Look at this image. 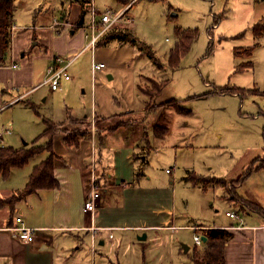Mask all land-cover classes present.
<instances>
[{"label": "rangeland", "instance_id": "1", "mask_svg": "<svg viewBox=\"0 0 264 264\" xmlns=\"http://www.w3.org/2000/svg\"><path fill=\"white\" fill-rule=\"evenodd\" d=\"M82 1L83 7L91 2ZM92 2L98 11L103 12L120 11L131 0ZM129 13L133 24L128 27L139 39L138 44L113 41L97 45L96 60L103 62L105 68L93 80L90 50L78 56L79 79L67 99L68 107H72V112L78 116L81 112L94 111L95 96L93 98L92 93L95 88V105L100 106L99 101L104 100L105 104L115 107L118 104L138 107L143 93L147 98V109L153 110L156 107L155 87L167 81L155 100L162 104V109L152 117L159 114L163 123L157 125L166 124L171 129L166 141L172 146L170 148L181 149L175 157L181 168L190 166L197 175L207 173L210 176L199 182L198 178L187 174L186 180L196 183L206 192L194 191L180 181L179 188L184 186L185 189L178 192V206L188 204V212L192 215L202 210L203 214L199 216L204 219L196 216L193 220L206 224H231L235 220L226 217L229 208L241 218L257 213L263 222L264 169L258 166L264 157V32L257 38L253 27L261 24L259 28L263 29L264 0H137ZM188 29H196L194 42L180 59L179 66L169 69L166 58L176 42L175 32ZM139 43L151 47V53L159 60L158 69L139 50ZM249 48L251 52L247 54ZM221 88L242 92H225ZM252 90L258 92L253 93ZM172 99L179 100L180 106L191 110L192 116L178 113L173 106H168L166 102ZM24 100L12 106L7 103L8 108L0 113V129L11 124V134L3 139L5 147L17 148L23 142L32 141L42 131L40 117L33 109L23 107ZM40 111L42 114L45 112ZM76 127L84 131L80 121L75 120L65 123L62 129L54 130L56 133L63 130L65 136H73L81 131ZM164 131L158 129L155 133L162 135ZM45 141L43 138L38 144ZM161 155L154 157L151 169L165 175V169H171L172 161L169 154ZM36 159L38 157L31 159L24 168L12 172L8 181L0 178V194L12 188L18 189L15 192L21 191L20 181L28 176L25 170ZM12 196H15L14 192L0 199V206L8 207L6 203ZM201 200L207 203L206 207L200 206ZM179 211L188 214L184 208H179ZM189 214L186 218L192 220ZM109 235L111 238L114 236V240L108 252L112 256L119 255V264L129 261L125 258L127 256L132 257L130 262L137 264H193L191 256L195 244L191 231L151 232L147 241L139 243L134 237L126 236L129 235L127 233L118 231ZM141 244L147 246L145 250L138 248ZM183 245L190 249L184 251ZM196 248L202 250L203 245ZM94 249L96 260L100 252L96 247ZM72 261L91 264L90 247L78 256L75 254Z\"/></svg>", "mask_w": 264, "mask_h": 264}, {"label": "crops", "instance_id": "2", "mask_svg": "<svg viewBox=\"0 0 264 264\" xmlns=\"http://www.w3.org/2000/svg\"><path fill=\"white\" fill-rule=\"evenodd\" d=\"M68 2L14 1L10 50L6 63L0 66V107L13 100L15 90L26 92L40 84L46 68L56 56L73 57L86 46L83 31L71 28L68 22L86 24L89 2L84 7L82 0ZM54 21L63 24L53 27ZM96 49L90 55V64L91 59L103 63L96 60ZM76 59L68 68L70 79L62 81L57 90L41 86L24 100L23 107L29 109L31 104L38 112L44 110L43 114L39 112L41 117L59 124V128L75 120L80 121L84 131L76 127L81 131L71 145L65 142L63 130L54 135L53 151L59 157L54 167L58 182L56 188L39 189L18 201L13 208L0 206V264H76L72 258L86 251V247H90L91 264H119V255L112 256L108 252L114 240V236L111 238L109 235L111 232L127 233L129 235L126 236L134 237L139 243L147 241L151 232L168 230L175 233L188 230L192 236H203L201 230L210 226L225 228L232 234L224 249L226 264H264V221L259 220V214L250 213L241 218L229 208L227 211L234 212L238 217L226 216L231 221L235 220L231 224H206L193 220L196 216L204 219L199 216L203 214L202 210L192 215L188 212V204L178 206V192L185 189L184 186L179 188L180 181L194 191L205 190L186 180L187 174L196 172L190 170V166L181 168L175 158L181 149L177 147L173 150L166 141L172 133L171 129L166 124L157 125L163 123L159 114L152 117L162 109V104L155 101L156 97L153 110L147 109V98L143 93L138 107L127 104L115 107L105 104L104 100L99 101V106L95 105L94 88V111L87 114L81 112L80 116L72 112L67 99L79 79L80 64L76 66ZM11 64H16L17 68L11 67ZM103 69L92 73L90 68L92 80ZM7 108L8 105L4 109ZM184 115L192 116V113ZM40 124L43 131L45 127L41 118ZM158 129L165 130L164 134L156 135L155 130ZM31 142L19 147L28 146ZM163 153L169 154L172 161L171 169H165V175L154 173L156 171L151 169L154 157H162ZM47 155L43 152L35 156L38 159L25 170L28 176L20 181V189L25 187L33 167ZM19 169L22 167L12 169L4 181H8L12 172ZM201 176L209 175L205 173ZM92 179L99 185L100 197L95 211L89 214L84 213L82 208ZM13 189L1 193L0 199L18 190ZM200 206L206 207L207 203L201 200ZM179 208H184L192 220H187L188 214L179 211ZM16 215L21 216L26 226L35 229L28 244L11 229L16 225ZM141 245L138 248L145 250L147 246ZM95 247L100 252L96 260ZM125 258L129 261L121 264H137L130 262L132 257Z\"/></svg>", "mask_w": 264, "mask_h": 264}, {"label": "trees", "instance_id": "3", "mask_svg": "<svg viewBox=\"0 0 264 264\" xmlns=\"http://www.w3.org/2000/svg\"><path fill=\"white\" fill-rule=\"evenodd\" d=\"M14 1L15 0H0V66H3L6 62L8 52L10 50L11 44V31L13 26V13H14ZM261 24H256L253 27V33L255 37L262 36L264 32L263 29L259 28ZM130 27L115 29L105 36L98 45L104 43H110L117 41L119 43H130L132 45L138 44L139 39L134 36V34L129 30ZM176 42L174 46L168 51L166 58V65L170 69H176L179 66L180 59L190 50L192 43L196 37V29L191 30H177L175 32ZM139 50L146 56H148L152 63L159 68L158 58L151 53V47L144 43H139ZM247 54H250L251 48L246 50ZM158 60V61H157ZM167 84V81H162L155 88V93L153 97H158L162 88ZM225 92L238 93L242 90H231L228 88H221ZM251 92L257 93V90H252ZM264 95V91H262ZM168 106H173L176 111L181 114H190L191 110L180 106L179 100H169L166 102ZM30 108L34 110L35 114L41 118L44 124V130L32 140L30 145L21 147H3L0 148V178L6 180L12 169L21 168L25 166L32 158L35 156L46 152L48 156L41 161L39 164L35 165L28 177V181L25 187L19 191L15 192V196L7 201V205L11 208L14 204L29 194L36 192L39 189H51L58 186V182L54 175V167L56 161L59 157L53 151V140L56 134L55 128H59V124L54 123L52 120L47 118H42L38 110L34 105L30 104ZM264 117V112H263ZM79 123V122H78ZM77 135V134H76ZM76 135L66 136L65 142L68 145L74 143L77 139ZM263 140H264V127H263ZM43 138L46 139L44 144H38ZM259 168L264 169V157L259 162ZM193 178H198L199 182H203L205 178L194 173ZM220 180V179H217ZM188 181V180H187ZM193 185H196L192 182ZM4 204H2L3 206ZM203 236L206 240L203 242L202 250H198L196 245L191 256L193 264H226L224 257V249L228 240L231 238L232 234L225 228H204L201 230Z\"/></svg>", "mask_w": 264, "mask_h": 264}, {"label": "built area", "instance_id": "4", "mask_svg": "<svg viewBox=\"0 0 264 264\" xmlns=\"http://www.w3.org/2000/svg\"><path fill=\"white\" fill-rule=\"evenodd\" d=\"M136 0H132L128 5L124 6L120 11L106 10L103 12L98 11L91 0L88 3L89 9V20L84 25H68L71 28H78L83 31L84 39L86 40V46L81 50H90L91 55L94 53V50L98 43L107 36L110 32L115 29L125 28L132 26L133 17L129 13L131 5ZM63 23L59 21H54L53 27L62 25ZM13 29V27H12ZM69 58H63L61 56H56L51 63L46 68L44 79L37 86L27 90L26 92L18 93L16 97L13 98L8 105L22 102L29 94L38 89L41 86H47L50 90L55 91L59 88L62 81H68L70 79V74L68 73L69 66L74 62V60L81 53ZM11 67L17 68L16 64H11ZM90 68L92 73L95 71L101 70L104 68L103 63L95 62L91 59ZM19 90H17L18 92ZM7 105L1 106L0 111L4 109ZM10 125L1 127L0 129V148L5 147L3 144V139L5 136L11 134ZM100 192L99 185L96 183V180L92 179L90 183L89 193L85 198L83 203V212L92 214L96 209L97 201L99 200ZM226 216L230 218H238L234 212H226ZM16 225L11 229L16 233V235L26 244H28L32 238V235L35 231L34 228H30L23 223L21 216H15ZM111 237V236H110ZM202 236L198 234L193 235L194 244L197 247H200L203 244Z\"/></svg>", "mask_w": 264, "mask_h": 264}, {"label": "water", "instance_id": "5", "mask_svg": "<svg viewBox=\"0 0 264 264\" xmlns=\"http://www.w3.org/2000/svg\"><path fill=\"white\" fill-rule=\"evenodd\" d=\"M23 145H26V142H23ZM202 238V241L204 242L206 240V238L204 236L201 237ZM184 251H187L188 250V247L187 246H184Z\"/></svg>", "mask_w": 264, "mask_h": 264}]
</instances>
